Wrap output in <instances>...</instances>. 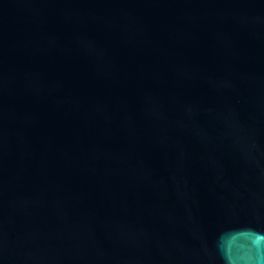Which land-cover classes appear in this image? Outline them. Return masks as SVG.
<instances>
[{
	"label": "water",
	"instance_id": "1",
	"mask_svg": "<svg viewBox=\"0 0 264 264\" xmlns=\"http://www.w3.org/2000/svg\"><path fill=\"white\" fill-rule=\"evenodd\" d=\"M0 264H264V0H0Z\"/></svg>",
	"mask_w": 264,
	"mask_h": 264
}]
</instances>
